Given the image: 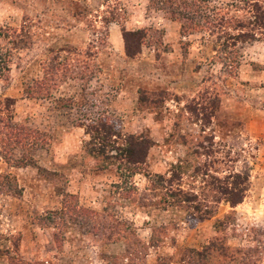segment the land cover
Wrapping results in <instances>:
<instances>
[{"label": "rangeland", "instance_id": "374dc122", "mask_svg": "<svg viewBox=\"0 0 264 264\" xmlns=\"http://www.w3.org/2000/svg\"><path fill=\"white\" fill-rule=\"evenodd\" d=\"M195 1L208 15L244 5ZM169 13L149 0H0V126L18 125L28 135L10 148L12 159L0 157V173L8 176L0 193V264H155L158 255L180 264L183 248H200L231 208L219 201L200 220L162 199L157 176H169L186 155L183 135L202 129L206 137L189 138L201 153L195 159L216 177L228 168L249 176L228 244L253 249L249 264H264V139L237 137L246 119L264 130V37L238 45L240 64L230 76L215 35L182 34L181 20ZM121 25L145 28L137 53L124 51ZM140 89L155 92L158 106H140ZM99 116L124 136L151 141L143 173L99 169L84 152V123ZM207 178L184 176L181 187L198 193ZM64 200L77 211L63 219ZM117 224L120 235L132 233L146 250L129 256L120 235L107 238ZM152 225H165L158 246H148Z\"/></svg>", "mask_w": 264, "mask_h": 264}, {"label": "trees", "instance_id": "16d2710c", "mask_svg": "<svg viewBox=\"0 0 264 264\" xmlns=\"http://www.w3.org/2000/svg\"><path fill=\"white\" fill-rule=\"evenodd\" d=\"M152 6H159L160 9L170 10L171 19L181 20L180 32L191 34L195 31L206 30L209 34L215 35L214 47L216 53L220 55L223 69L227 75L234 76L240 64V54L238 45L241 43L260 40L264 37V0H244L241 9L237 5L229 4L226 8L213 10L210 15L201 13L200 6L195 0H149ZM203 1V0H202ZM243 10L239 16L236 12ZM115 20V18H114ZM124 51L128 54H135L144 44L147 37L145 28L127 29L120 26ZM137 48L135 53L130 51ZM138 103L145 109L158 106V101L150 96L155 92L140 89ZM160 102V101H159ZM14 126V127H13ZM202 129L200 132H204ZM84 132L89 138L84 143V152L94 160L97 168L106 169L110 165L122 174L132 177L137 173H143L146 164V156L151 146V141L137 135H122L116 130L109 117L99 116L96 120L84 123ZM188 134L192 137H206L205 134ZM28 135L24 136L23 127L18 125L3 124L0 126V157L9 161L11 157L10 148L19 145ZM183 135V140L187 146L186 155L178 159V162L171 170L169 176L159 174L158 181L164 188L163 200L170 206H179L190 211V215L200 220L208 218L214 212L216 203L219 201L228 202L230 210L223 218L215 221V234L200 248L184 247L179 257L180 264H249L252 261L253 249L242 246H230L226 233L233 223L234 207L240 203L249 188V176L245 172L227 170L222 177H216L210 171V164L206 161H197L201 153L197 149H192L193 141ZM202 141H197L201 144ZM193 146V147H192ZM229 153V151H228ZM195 156L196 159H195ZM229 156V154H228ZM217 161V160H216ZM232 162V160L230 161ZM215 169V167H214ZM213 170V169H212ZM214 171H218L215 169ZM220 171H225L220 170ZM198 174L209 176L205 185L198 193H192L181 187L184 176L194 178ZM7 175L0 173V193L5 190L4 180ZM72 195L68 193L65 197ZM204 198V199H201ZM216 197L215 200L206 202L209 198ZM66 199V198H64ZM207 199V200H206ZM213 202V203H212ZM213 204V205H212ZM77 211L64 200L65 218L67 212ZM65 213V214H64ZM102 229H106V224L102 221ZM118 225V226H117ZM112 227L111 240H118L120 237L125 243L126 254L137 255L146 250V243L132 233H123L121 224ZM165 225L150 226V237L148 246H158L164 242ZM109 232V231H108ZM114 235V236H113ZM120 235V237H119ZM250 252V253H249ZM171 255H158L155 264H171Z\"/></svg>", "mask_w": 264, "mask_h": 264}, {"label": "crops", "instance_id": "0c3cea01", "mask_svg": "<svg viewBox=\"0 0 264 264\" xmlns=\"http://www.w3.org/2000/svg\"><path fill=\"white\" fill-rule=\"evenodd\" d=\"M255 118V117H253ZM256 120L255 119H246V123L244 122L243 126L241 127L242 130L239 131V134L237 137L241 138H246L247 140L245 141L246 143L252 142V141H256L257 138L260 139V137L262 136L264 139V130H262V132H257L256 129H253L256 125ZM258 126L263 127L264 128V117L263 120H261V122L258 123ZM248 129V130H247ZM247 136H251V139H248ZM262 139V140H263ZM261 140V139H260ZM264 157V156H263Z\"/></svg>", "mask_w": 264, "mask_h": 264}]
</instances>
